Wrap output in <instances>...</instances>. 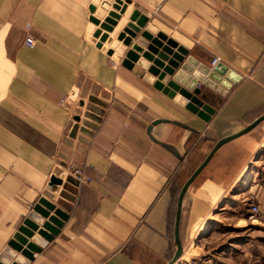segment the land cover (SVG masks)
<instances>
[{
	"label": "crops",
	"instance_id": "crops-1",
	"mask_svg": "<svg viewBox=\"0 0 264 264\" xmlns=\"http://www.w3.org/2000/svg\"><path fill=\"white\" fill-rule=\"evenodd\" d=\"M103 1L0 0V255L47 197L68 218L27 264L171 263L182 187L219 140L264 114V0H132L110 33L117 41L139 9L200 62L220 56L241 80L226 96L203 86L216 109L209 121L157 90L151 73L139 76L110 55L113 43L91 39L99 26L90 7ZM124 47L115 53L124 56ZM155 120L163 121L150 129ZM263 131L264 121L223 144L187 188L184 254L187 240L213 235L225 198L253 192L264 204V181L252 166ZM75 167L89 180L66 174ZM54 175L63 180L57 191ZM242 179L252 183L240 193ZM235 245L204 263L245 251ZM256 256L264 262L263 252Z\"/></svg>",
	"mask_w": 264,
	"mask_h": 264
},
{
	"label": "water",
	"instance_id": "water-1",
	"mask_svg": "<svg viewBox=\"0 0 264 264\" xmlns=\"http://www.w3.org/2000/svg\"><path fill=\"white\" fill-rule=\"evenodd\" d=\"M131 3L132 0H114L113 3L104 0L100 8L94 4L91 5V22L99 26L95 29L91 39L93 41L99 39L97 42L99 47H103L104 42L113 43L112 48L108 49L110 55L122 60L124 66L139 76H144L148 71L154 76L151 80L157 90L164 92L192 113L209 121L216 109L210 103L203 86L226 96L234 84L241 80V76L223 62L216 65L200 62L190 51V48L181 44L175 37L160 29L156 24L151 23L152 20L149 16L143 14L139 9H134L131 12L128 21L117 36V41L113 42L110 33L114 32L116 27L126 18ZM106 10H109L107 15ZM102 18L103 20H101ZM120 42L125 46L124 56L120 52L115 53V48L119 47ZM161 121L163 120H155L150 129ZM263 121L264 114L240 132L219 140L208 157L182 187L177 212L176 240L178 249L174 259L169 264H174L183 251L179 237V224L182 202L187 188L223 144L253 130ZM64 173L62 171L60 175ZM66 174L80 183L70 173L66 172ZM60 175H54L51 178L50 187L53 190L57 191L58 187L62 185L63 180ZM67 218L68 212L64 208L47 197H42L0 255V264H27L29 260H33L34 254L40 252L61 231ZM19 252L21 254H18ZM13 258H15L14 261Z\"/></svg>",
	"mask_w": 264,
	"mask_h": 264
},
{
	"label": "rangeland",
	"instance_id": "rangeland-1",
	"mask_svg": "<svg viewBox=\"0 0 264 264\" xmlns=\"http://www.w3.org/2000/svg\"><path fill=\"white\" fill-rule=\"evenodd\" d=\"M252 166L257 169V172L253 175L258 180L261 178L264 181V139ZM251 183L252 181L249 184L242 179L237 188L241 190L240 193L244 192ZM250 204L258 205L259 212L252 213L249 207ZM220 206L221 209L218 210L219 220L213 219L218 224L215 231L211 232L213 235L204 239L203 242H193L191 244V241L187 240L185 242L186 253L184 254L182 251L184 259H179L182 256L181 253L176 260L177 263L180 260L179 264H205L203 260L212 258L214 252H222L223 249L226 250L228 247L234 246V243H236L237 248L243 246L245 251L235 248L234 253L229 257L225 256L220 264H246L248 260L256 259V255L260 252L264 253V227L260 225L262 223L261 219L264 218V204L257 199L255 194L248 192L234 200L227 197L221 202ZM244 219H247L248 222Z\"/></svg>",
	"mask_w": 264,
	"mask_h": 264
},
{
	"label": "built area",
	"instance_id": "built-area-1",
	"mask_svg": "<svg viewBox=\"0 0 264 264\" xmlns=\"http://www.w3.org/2000/svg\"><path fill=\"white\" fill-rule=\"evenodd\" d=\"M26 43L29 46H34L35 42H34V38L31 36H28L26 38ZM222 62V58L220 56H216L213 58L212 64L216 65L217 63ZM71 175H73L75 178H77L80 182L81 181H88L89 178H87L84 174H83V169L81 168H73L72 171L69 172ZM250 211L252 213H258L259 212V207L256 204H250ZM246 264H264V262H259L257 259H252V260H248Z\"/></svg>",
	"mask_w": 264,
	"mask_h": 264
},
{
	"label": "bare ground",
	"instance_id": "bare-ground-1",
	"mask_svg": "<svg viewBox=\"0 0 264 264\" xmlns=\"http://www.w3.org/2000/svg\"><path fill=\"white\" fill-rule=\"evenodd\" d=\"M250 176V175H249ZM252 176V175H251ZM249 181V180H248ZM248 189V188H247ZM247 193V192H246Z\"/></svg>",
	"mask_w": 264,
	"mask_h": 264
},
{
	"label": "trees",
	"instance_id": "trees-1",
	"mask_svg": "<svg viewBox=\"0 0 264 264\" xmlns=\"http://www.w3.org/2000/svg\"><path fill=\"white\" fill-rule=\"evenodd\" d=\"M262 123V122H261Z\"/></svg>",
	"mask_w": 264,
	"mask_h": 264
}]
</instances>
